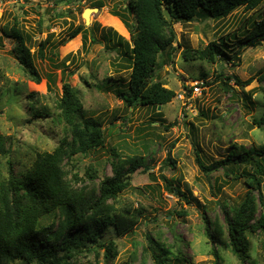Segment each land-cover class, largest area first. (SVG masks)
<instances>
[{
  "label": "rangeland",
  "instance_id": "1",
  "mask_svg": "<svg viewBox=\"0 0 264 264\" xmlns=\"http://www.w3.org/2000/svg\"><path fill=\"white\" fill-rule=\"evenodd\" d=\"M94 1L98 0H0V132L12 137L11 154H0V177L7 179L10 173L23 176L31 170L38 152L53 151L67 135L55 107L67 81L79 89L87 113L102 122L106 137L102 149L88 155L75 154L73 163H68L69 171L78 175V184L84 183L83 178L89 179L86 168L90 164L98 168L97 183L113 174L111 147L121 155H143L149 167L144 170L141 166L129 176L130 186L117 200L122 210L141 211L134 230L120 235L109 227L97 243L89 242L84 235L72 250L80 251L76 264H106L105 248L99 244L111 239L116 240L119 252L109 264H156L151 238L163 243L171 258L179 255L186 259L178 264H216L213 243L205 233L204 214L224 218L219 203L238 206L250 187L243 176H227L223 169L205 174L196 153L208 164L234 150L237 158L243 152L240 145L258 149L264 145V128L253 121V116L264 111V42L239 48L229 41L231 58L222 57L214 63L186 59L183 52L205 48L212 40L238 30L244 36L257 11L246 13L239 7L223 19L205 17V13L191 22L173 21L181 45L173 63L156 67L154 81L173 89L175 96L164 105L133 109L117 94L119 84L127 83L131 74L126 56L133 46L131 32L111 13L113 8L122 10L127 0H102L105 5L91 12L90 24L86 25L83 12ZM78 25L90 28L87 41L82 33L70 38ZM110 28L122 38L108 40ZM16 30L30 47L42 75L39 83L29 79L19 62L13 35ZM93 37L96 41L91 40ZM40 41L45 42L44 58L38 54ZM49 74H53L52 81ZM233 74L253 80L245 86L237 85L226 79ZM197 81L199 92L193 90ZM224 81L235 90L227 91ZM33 105L49 114L34 116ZM163 176L180 191L167 190ZM255 194L258 197V192ZM248 238L252 257L261 258L264 264V235L249 233ZM87 247H95L99 254L89 252ZM218 250L220 264H242L230 249L218 246ZM11 264L36 263L15 259Z\"/></svg>",
  "mask_w": 264,
  "mask_h": 264
},
{
  "label": "trees",
  "instance_id": "2",
  "mask_svg": "<svg viewBox=\"0 0 264 264\" xmlns=\"http://www.w3.org/2000/svg\"><path fill=\"white\" fill-rule=\"evenodd\" d=\"M68 1L72 3L80 0ZM104 5L102 0H98L94 1L92 7L101 8ZM239 7H243L246 13L257 11L244 36L238 30L212 40L205 48H187L183 52L186 59L197 58L214 63L222 57L231 58L229 41L239 48L244 44L252 47L264 42V0H127L122 10L113 8L111 13L129 27L133 41L130 50L125 51L130 62V78L123 86L119 84L118 96L133 109L169 102L175 96V91L164 87L160 80L154 81V77L157 66L175 61V54L181 45L177 42L173 21L191 22L196 16L205 13V17L223 19ZM129 18H132L131 22ZM88 29L78 25L73 28L70 38L82 33L87 41ZM108 34L106 38L110 41L112 37L122 38L112 28ZM13 35L17 41L15 51L19 54L23 71L32 81L41 82L42 75L33 62L24 35L17 30ZM91 40L96 41L94 37ZM44 43L40 41L38 48V54L43 58L46 56ZM235 56L238 59L240 57L239 54ZM52 77L53 74H49L48 80L52 81ZM226 79L234 80L235 84L241 86L253 80H242L235 74L226 76ZM224 84L227 91L235 90L229 81H224ZM55 107L57 120L65 123L67 135L53 151L38 152L31 170L23 176L10 173L7 179L0 177V264H11L15 259L36 264H76L75 259L80 251L72 250L80 245L79 241L84 235L89 242L97 243L109 227L125 235L139 223L141 211L122 210L117 200L129 188V176L132 173L141 166L144 170L149 169L144 156L121 155L111 147L113 174L104 176L97 183L95 181L100 177L98 168L90 164L86 168L89 179L80 178L84 183L79 185L78 175L69 171L68 163H73L75 154L88 155L102 149L106 143L105 128L100 120L87 113L79 89L67 81L63 83L62 95ZM31 108L36 117L49 114L45 108H36L34 105ZM253 121L259 128H264V111L253 116ZM239 148L243 152L237 158L234 157V150L225 158L208 164L196 153L197 163L205 174L223 169L227 176L230 173H235V178L243 176L250 187L238 206L228 207L219 203L224 218L217 215L209 218L204 214L205 233L213 243L212 253L216 257V264L222 260L218 246L230 249L242 264H261V258L252 257L248 234L264 235V145L259 149L254 146L246 148L244 145ZM11 150V135L0 132V154L9 156ZM242 164L245 165L243 169L240 168ZM71 174L76 180L71 178ZM163 178L167 190L180 191L166 176ZM255 192H258V197ZM50 218L52 222L47 223ZM151 243L155 244L154 247L150 244V247L156 264L186 261L179 255L171 258L169 249L163 243L152 238ZM99 246L105 248L103 256L106 264L119 252L115 239ZM261 247L264 249V242ZM86 249L99 254L95 247Z\"/></svg>",
  "mask_w": 264,
  "mask_h": 264
},
{
  "label": "water",
  "instance_id": "3",
  "mask_svg": "<svg viewBox=\"0 0 264 264\" xmlns=\"http://www.w3.org/2000/svg\"><path fill=\"white\" fill-rule=\"evenodd\" d=\"M99 8L98 7H87L85 8L84 12H83V17L85 18V23L86 25L90 24V14L92 11H98ZM133 45V42H132Z\"/></svg>",
  "mask_w": 264,
  "mask_h": 264
},
{
  "label": "built area",
  "instance_id": "4",
  "mask_svg": "<svg viewBox=\"0 0 264 264\" xmlns=\"http://www.w3.org/2000/svg\"><path fill=\"white\" fill-rule=\"evenodd\" d=\"M193 90L196 91V92H199L200 91V86H199V82H195L194 86H193Z\"/></svg>",
  "mask_w": 264,
  "mask_h": 264
}]
</instances>
